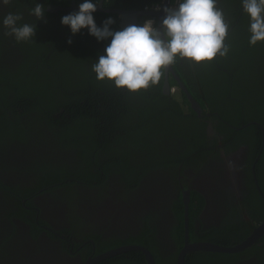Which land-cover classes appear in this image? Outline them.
Returning a JSON list of instances; mask_svg holds the SVG:
<instances>
[{
	"label": "flooded vegetation",
	"instance_id": "obj_1",
	"mask_svg": "<svg viewBox=\"0 0 264 264\" xmlns=\"http://www.w3.org/2000/svg\"><path fill=\"white\" fill-rule=\"evenodd\" d=\"M29 1L12 0L10 6H3L0 0V66H7L10 71L23 62L25 54L13 37L4 35L3 17L20 9L29 12L25 16L21 13V21L30 24V20H37L30 15L33 6ZM35 3H44V0H35ZM48 7L44 6L46 12ZM181 62L184 73L194 80L198 89L200 80L210 86L212 79L218 77V73L211 71L214 68L207 66V61L195 66L186 60ZM17 89L9 92L10 105L1 104L4 100L0 99V106L11 116V122L21 119L16 121L20 128L0 124V264H86L117 248L146 247L127 243L142 233L146 221L151 229L155 227V237L152 234L148 237L158 250L160 264H170L171 255H176L177 264L187 244L207 243L233 250L264 222L258 215L262 211L247 199L248 194L257 190L264 200L255 171L260 157L250 162V149L243 144L249 140V135L226 139L217 131L219 125L215 117L218 113L212 110V99L206 101L205 106L196 101L202 113H196L197 121L191 120L189 125L197 128L198 139L194 134L193 138L173 139L180 146L175 150L178 154L190 153L176 164L148 170L136 184L125 182L116 170L106 175L97 166L91 178L89 175L80 180L68 178L52 188L43 187L31 194L45 176L43 172H51L47 166H57L58 177L65 176L67 168L81 166L68 150L58 146L52 130L45 128L41 134L39 110L31 116H15L14 111H23L19 109L23 102L13 99ZM175 89L171 88V94H179ZM227 125L239 131L232 124ZM21 134L23 137L19 138ZM168 143L164 142L163 149ZM80 173L88 171L80 170ZM248 175L250 180H247ZM179 225L183 226V235L174 229ZM234 227L236 230L232 229ZM96 236L117 246L99 254ZM191 260H200L201 264H264V234L242 251H195L186 255L185 264Z\"/></svg>",
	"mask_w": 264,
	"mask_h": 264
},
{
	"label": "trees",
	"instance_id": "obj_2",
	"mask_svg": "<svg viewBox=\"0 0 264 264\" xmlns=\"http://www.w3.org/2000/svg\"><path fill=\"white\" fill-rule=\"evenodd\" d=\"M71 1L44 0L41 4L45 7L48 5L68 7ZM162 2L163 0H105L104 7L117 10H144ZM28 3L33 6L32 8L35 7V0ZM76 3L79 5L83 0H76ZM218 6L223 9L225 20L230 24L225 41L229 45V52L226 57L217 56L211 62L205 61L208 67L214 68L211 71L218 73V77L212 79L211 87L200 80L198 89L192 82L194 80L184 73L181 60L178 59L172 67L196 101L205 106L204 103L212 99V110L218 113L215 117L219 125L216 127L218 132L226 139L234 135H249V140L246 139L243 144L250 149L251 163L260 157L255 171L264 194V131H262L264 41L257 42L255 46L249 45L250 21L243 12L242 0H219ZM72 12L60 11L55 14L45 11V15L48 16L46 23L43 20H30V25L37 26V36L28 42L15 41L25 54L23 62L16 65L12 71L7 66H0V99L4 100L1 104L10 105L9 92L13 88H18L13 99L15 102L18 100L23 102L19 108L23 111L20 113L14 111L15 116L27 117L39 110L37 119L40 121L41 134L45 132V128H49L50 132L52 130L58 146L68 150L78 159L81 166L77 169L67 168V174L61 177L56 175L59 172L57 166H47L46 168H51V172L44 173L40 170L45 176L40 178L31 194H35L43 187L52 188L68 178L80 180L84 175L91 178L97 166L106 175L116 170L122 174L125 182L136 184L148 170L168 167L190 156V153L178 154L175 150L180 146H177L173 139L193 138V134L196 138L197 135L195 134L197 128L189 125V121H197L196 112L190 107L185 92L171 74L170 86L177 88L179 94L172 93L169 96L163 93L165 74L157 84L150 85L148 89H141L137 93L117 89L107 79L98 81L92 71V65L99 55L104 54L110 38L98 42L95 37L88 34L87 29H82L80 33L72 36L70 28L61 24V18ZM15 13H23L24 16L29 14L20 9ZM93 16L97 26H102L103 21L111 16L116 20L111 26L112 29H122L120 16L117 14L95 12ZM144 19L145 17L140 18L138 23H142ZM25 21H19L18 24L27 23ZM69 38L72 39L71 45L67 43ZM1 46L2 44L0 53ZM230 82L233 84L231 87ZM185 109L188 113H185ZM20 120L11 122V116L9 117L0 106L1 126L20 128L16 123ZM227 124H232L239 131L231 129ZM243 125L248 126L240 129ZM22 137L23 134L19 138ZM165 141L169 142V146L163 149ZM80 170H86L89 174L80 173ZM249 176L247 180H250ZM252 188L254 189V185ZM247 199L259 207L262 212L258 215L262 216L260 219L263 220L264 200L258 191L248 194ZM18 204L23 210L21 202ZM180 216H183V212ZM154 229H151L146 221L142 233L127 243L146 246L153 254L155 263L160 264L158 250L149 242L152 238L148 237V234L155 237ZM174 229L179 230L177 234L183 235V226L179 225ZM232 229L236 230L235 227ZM95 239L99 254L117 246L116 243H105L102 237L96 236ZM89 250L91 253L92 249ZM175 259L176 255L174 257L171 255L170 264H176ZM201 263L200 260L188 262ZM99 264H147V262L143 253L134 251Z\"/></svg>",
	"mask_w": 264,
	"mask_h": 264
},
{
	"label": "clouds",
	"instance_id": "obj_3",
	"mask_svg": "<svg viewBox=\"0 0 264 264\" xmlns=\"http://www.w3.org/2000/svg\"><path fill=\"white\" fill-rule=\"evenodd\" d=\"M12 0H2L10 6ZM162 5V4H161ZM219 0H175L165 5L144 10L163 11L159 23L145 18L142 23H129L121 30H113L116 20L109 16L97 26L93 13L102 7L100 0H83L79 10L64 15L61 24L70 28L72 36L87 29L98 42L109 40L104 54L92 65L98 81L107 79L117 89L137 93L157 84L169 66L178 59L192 65L211 62L217 56L226 57L229 45L225 43L230 24L219 6ZM243 12L249 17V45L264 41V0H242ZM38 21L45 19L44 6L36 3L30 10ZM21 13L8 12L3 17L4 35L16 42H28L36 35L37 26L18 24ZM69 45L72 39L67 40Z\"/></svg>",
	"mask_w": 264,
	"mask_h": 264
},
{
	"label": "water",
	"instance_id": "obj_4",
	"mask_svg": "<svg viewBox=\"0 0 264 264\" xmlns=\"http://www.w3.org/2000/svg\"><path fill=\"white\" fill-rule=\"evenodd\" d=\"M104 1L100 0V4L102 7H98L96 12H103V13H111V14H117L120 16V25L122 28H124L129 23H138L139 19L142 17L145 18H155L157 22L159 23L160 18L164 15L163 11H152V10H117V9H108L104 7ZM170 0H164L162 7L165 5H169ZM78 5L76 3V0L71 1V5L68 7H62L59 5H49L48 12L49 13H55L57 14L60 11H78ZM170 74L176 79V81L179 83L180 88L185 92L187 99L189 100L191 104V108L198 114L201 115L202 110L199 104L196 102V100L193 98V96L190 94V92L186 89L183 82L180 81V78L176 75L172 65L169 66L167 71L165 72V82L163 86V93L167 96L171 94V86H170ZM188 198L186 199V205H185V220H186V230H188ZM264 234V222L262 225L254 232L252 236H250L246 241L241 243L239 246H237L233 250H227L224 248L219 247L218 245L213 244H207V243H198V244H187L185 248L181 251L179 254L177 264H185V257L190 252L195 251H213V252H232V251H242L246 249L247 247L251 246L260 236ZM139 251L144 254L147 264H155L154 256L152 255L151 251L142 246H128V247H122L117 248L111 251H108L104 254L98 255L97 257L89 260L86 264H98L102 261H105L107 259L128 253V252H134Z\"/></svg>",
	"mask_w": 264,
	"mask_h": 264
},
{
	"label": "built area",
	"instance_id": "obj_5",
	"mask_svg": "<svg viewBox=\"0 0 264 264\" xmlns=\"http://www.w3.org/2000/svg\"><path fill=\"white\" fill-rule=\"evenodd\" d=\"M174 2H175V0H170L168 6H171V4L174 3ZM157 7H161V9H162V5H161V4L155 5V6L153 7V9L155 10Z\"/></svg>",
	"mask_w": 264,
	"mask_h": 264
},
{
	"label": "rangeland",
	"instance_id": "obj_6",
	"mask_svg": "<svg viewBox=\"0 0 264 264\" xmlns=\"http://www.w3.org/2000/svg\"><path fill=\"white\" fill-rule=\"evenodd\" d=\"M177 89H175V91H176Z\"/></svg>",
	"mask_w": 264,
	"mask_h": 264
}]
</instances>
